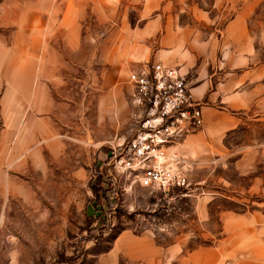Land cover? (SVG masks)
<instances>
[{"label":"rangeland","instance_id":"1","mask_svg":"<svg viewBox=\"0 0 264 264\" xmlns=\"http://www.w3.org/2000/svg\"><path fill=\"white\" fill-rule=\"evenodd\" d=\"M139 1L0 0V264H195L188 251L215 246L214 238L179 242L185 230H201L190 199L179 204L108 164L142 121L128 74L154 62L134 61ZM184 5L183 21L199 30L201 52L216 61V90L226 94L211 102L214 126H241L228 134L231 150L259 155L249 179L229 167L226 182L241 185L245 210L263 219L264 0ZM122 234L152 237L151 257L132 246L125 261ZM251 246L264 254V243ZM113 249L115 260H104Z\"/></svg>","mask_w":264,"mask_h":264},{"label":"crops","instance_id":"2","mask_svg":"<svg viewBox=\"0 0 264 264\" xmlns=\"http://www.w3.org/2000/svg\"><path fill=\"white\" fill-rule=\"evenodd\" d=\"M139 2L141 7L138 10V20L142 23L136 26L135 33L141 36L143 44L139 45L141 50L137 48L134 61L144 63L153 60L166 67L177 69L186 76L192 99L201 104L203 126L191 130L189 134L169 145L166 150L167 154L176 157L182 172L191 183L188 196L179 197V191L175 190L177 193H174L172 190L168 193L169 198L179 200V204L191 200L194 224L201 228L200 231L187 229L188 231L180 233L179 242H188L192 237H198L199 242L205 244L214 238L215 246L203 245L199 249L188 251L190 261L199 259V263L195 264H213L208 261L213 257H217L216 264L221 262L225 264L229 260L233 264H264V254L251 246V244L264 243V238L257 234V228L264 229V217L261 219L258 210L252 212L245 210V200L242 196L244 190L239 184L229 188L225 175L230 167L239 178L249 179L254 166L259 163V155L247 149H238L234 153L231 150L228 134L241 126H214L212 120L216 114L211 102L224 101L226 96L215 87L216 72L211 68L216 61L206 56L207 50L205 54L201 52L199 30L183 21L184 16L191 13L190 8L186 11L184 5L186 0H140ZM130 89L131 97V86ZM233 155L236 156L234 163H227ZM106 158L108 153L100 156L98 161L101 163H97L100 166L105 165ZM250 179L251 185L248 188L253 190L255 181L252 177ZM191 226L190 223L185 225L188 228ZM204 226L207 230L203 229ZM210 227L216 228V236L208 229ZM217 234L220 237H217ZM153 241L147 234L136 238L122 234L119 236V244L124 251L123 259L125 261L133 259L132 246L137 248L138 255L150 258L147 249L151 248ZM170 250L163 251L166 257H169ZM159 253L160 251L156 255ZM176 253L178 252H174L170 258L177 257L181 252ZM240 255L242 260L238 261ZM116 257L117 251L113 249L106 253L104 260L114 261ZM201 259L204 261L200 262Z\"/></svg>","mask_w":264,"mask_h":264},{"label":"built area","instance_id":"3","mask_svg":"<svg viewBox=\"0 0 264 264\" xmlns=\"http://www.w3.org/2000/svg\"><path fill=\"white\" fill-rule=\"evenodd\" d=\"M130 101L141 111L140 128L126 143L112 148L108 164L140 186L178 196L190 194L191 183L169 145L203 126L201 104L192 99L185 75L151 62L128 74Z\"/></svg>","mask_w":264,"mask_h":264},{"label":"bare ground","instance_id":"4","mask_svg":"<svg viewBox=\"0 0 264 264\" xmlns=\"http://www.w3.org/2000/svg\"><path fill=\"white\" fill-rule=\"evenodd\" d=\"M171 68V67H170Z\"/></svg>","mask_w":264,"mask_h":264},{"label":"trees","instance_id":"5","mask_svg":"<svg viewBox=\"0 0 264 264\" xmlns=\"http://www.w3.org/2000/svg\"><path fill=\"white\" fill-rule=\"evenodd\" d=\"M103 189V188H102Z\"/></svg>","mask_w":264,"mask_h":264}]
</instances>
